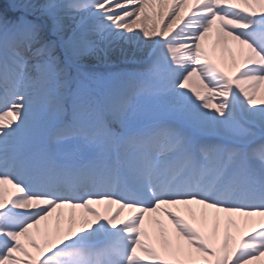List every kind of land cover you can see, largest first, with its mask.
<instances>
[{"label":"snow or ice","instance_id":"1","mask_svg":"<svg viewBox=\"0 0 264 264\" xmlns=\"http://www.w3.org/2000/svg\"><path fill=\"white\" fill-rule=\"evenodd\" d=\"M0 264H264V0H0Z\"/></svg>","mask_w":264,"mask_h":264},{"label":"bare ground","instance_id":"2","mask_svg":"<svg viewBox=\"0 0 264 264\" xmlns=\"http://www.w3.org/2000/svg\"><path fill=\"white\" fill-rule=\"evenodd\" d=\"M209 46H211V42H209ZM217 56H223L225 59L228 58V53L223 52L222 50H218ZM239 219V218H237Z\"/></svg>","mask_w":264,"mask_h":264}]
</instances>
